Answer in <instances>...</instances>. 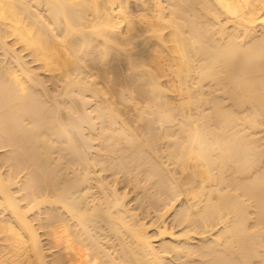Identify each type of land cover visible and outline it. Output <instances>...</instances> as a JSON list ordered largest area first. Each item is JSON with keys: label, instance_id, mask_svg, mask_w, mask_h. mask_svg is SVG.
Here are the masks:
<instances>
[{"label": "bare ground", "instance_id": "obj_1", "mask_svg": "<svg viewBox=\"0 0 264 264\" xmlns=\"http://www.w3.org/2000/svg\"><path fill=\"white\" fill-rule=\"evenodd\" d=\"M0 264H264V0H0Z\"/></svg>", "mask_w": 264, "mask_h": 264}, {"label": "rangeland", "instance_id": "obj_2", "mask_svg": "<svg viewBox=\"0 0 264 264\" xmlns=\"http://www.w3.org/2000/svg\"><path fill=\"white\" fill-rule=\"evenodd\" d=\"M178 229H179L178 227L175 228L176 231H178Z\"/></svg>", "mask_w": 264, "mask_h": 264}]
</instances>
